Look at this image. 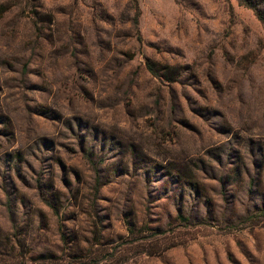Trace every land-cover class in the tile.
Masks as SVG:
<instances>
[{
	"label": "rangeland",
	"instance_id": "374dc122",
	"mask_svg": "<svg viewBox=\"0 0 264 264\" xmlns=\"http://www.w3.org/2000/svg\"><path fill=\"white\" fill-rule=\"evenodd\" d=\"M261 142L239 0H0V264H264Z\"/></svg>",
	"mask_w": 264,
	"mask_h": 264
},
{
	"label": "trees",
	"instance_id": "16d2710c",
	"mask_svg": "<svg viewBox=\"0 0 264 264\" xmlns=\"http://www.w3.org/2000/svg\"><path fill=\"white\" fill-rule=\"evenodd\" d=\"M239 1H240V3L245 5L246 7L254 10L257 18L264 24V13L261 10L256 9V7L254 5H252L251 1H249V0H239ZM135 24L137 25V21H135ZM150 70L152 72H154L151 67H150ZM257 147L260 151L261 159H262V162L259 164V170H258V172H256V174L254 176L251 174V171L250 172L245 171V174H246L247 178H249V186H250L251 193L256 191L257 196H259L261 198V200L263 201V203H262L263 205L256 207L251 212H247L246 216L248 218L247 220L260 222V221L264 220V142L259 143ZM236 173H238V176L242 175V174H240L241 173L240 167H239V169H237ZM235 175H237V174H235ZM56 213H58V212L56 211ZM62 240H63V246L68 250L69 245L67 242V237H65V235H64ZM71 247L72 246H70V248ZM81 250L84 251V249H81ZM82 251L75 253V254H70V257L74 256L75 262L80 263V262H82V260H84L88 257V256L84 255V252H82ZM53 256L54 255H47V256H45V258L52 260L54 258ZM54 264H57V263L55 262ZM81 264H84V263H81Z\"/></svg>",
	"mask_w": 264,
	"mask_h": 264
}]
</instances>
